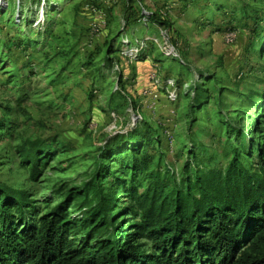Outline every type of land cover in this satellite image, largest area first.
Returning a JSON list of instances; mask_svg holds the SVG:
<instances>
[{"label":"rangeland","instance_id":"rangeland-1","mask_svg":"<svg viewBox=\"0 0 264 264\" xmlns=\"http://www.w3.org/2000/svg\"><path fill=\"white\" fill-rule=\"evenodd\" d=\"M117 1L0 0V119L10 127L0 134V181L30 193L33 222L55 214L68 191L94 175L103 146L143 122L159 136L151 150L154 163L160 161L176 174L192 150L197 158L212 156L213 167L222 168L232 147L242 151L243 136L252 156H257V146H264V43L259 39L264 20L253 33L245 24L248 15L261 12L264 0H201L209 3L207 10L181 16L164 10L178 32L170 38L181 57L154 48L145 62L130 59L129 51L159 29L126 24L129 14ZM93 3L99 10L91 8ZM132 7L155 8L153 0H136ZM111 39L115 42L108 54L106 41ZM18 41L31 46L11 53L9 43ZM121 46L127 50L124 58L115 51ZM108 55L115 63L112 70ZM157 68L161 78L179 82L175 101L170 80H152ZM193 82L208 92L201 107L185 95ZM252 93L261 96L252 98ZM37 141L53 144L55 152L33 178L20 153ZM119 159L116 155L112 164L118 172ZM116 197L123 201L117 212L126 227L129 201L119 192ZM65 210L69 217L81 215L75 202ZM76 237L81 239L79 233Z\"/></svg>","mask_w":264,"mask_h":264},{"label":"trees","instance_id":"trees-1","mask_svg":"<svg viewBox=\"0 0 264 264\" xmlns=\"http://www.w3.org/2000/svg\"><path fill=\"white\" fill-rule=\"evenodd\" d=\"M31 1L46 4L49 0ZM135 1H117L129 14L126 24L163 28L170 37H177L178 32L164 10L174 9L181 16L210 7L201 0H153L151 12L132 7ZM91 8L100 7L93 3ZM216 10L225 15L220 7ZM263 20L264 6L247 16V30L256 32ZM259 39L262 45L264 35ZM144 40L135 45L136 62H145L154 55L152 49H157L150 42L141 47ZM114 42L106 41L108 54ZM29 46L18 41L9 43L8 49L12 53ZM115 51L123 58L127 53L124 46ZM105 61L114 69L109 55ZM159 62L155 57L154 63ZM154 74L161 75L159 68ZM118 75L125 83L123 71ZM177 84L175 80L178 92ZM185 95L193 96L194 105L201 107L208 92L193 82ZM255 96L261 95L251 94ZM8 128L0 119V134ZM158 138L147 122L113 137L100 149L94 175L70 189L55 214L37 222L31 218L34 201L30 193L0 181V264H264V146H257V156H252L243 136L242 151L232 147V157L222 168L213 167L212 156L197 158L199 153L192 150L190 161L176 174L169 167L163 169L160 161L154 163L151 150L160 142ZM54 150L53 144L30 142L20 153L21 163L34 178ZM116 155L121 157L119 172L112 169ZM118 192L129 201L126 209L131 218L126 227L118 220L117 208L123 203L116 197ZM71 202L79 207V218L66 213Z\"/></svg>","mask_w":264,"mask_h":264},{"label":"built area","instance_id":"built-area-1","mask_svg":"<svg viewBox=\"0 0 264 264\" xmlns=\"http://www.w3.org/2000/svg\"><path fill=\"white\" fill-rule=\"evenodd\" d=\"M146 21H147L146 18H144V22ZM146 42L152 43L165 56L168 57L170 56L176 59L180 58V53L178 52L177 48L171 45V38L166 29L160 28L158 35H151L149 38H146L144 41H141L140 46L145 47ZM137 54H138V49L135 48L134 50H131V52L129 51L128 57L132 60H135ZM152 80H154L156 84H159L162 81L160 75L158 74L152 75ZM169 83L171 84V88H172L170 92V98L172 101H175L178 98L176 90H174L175 84L172 83L171 80L169 81Z\"/></svg>","mask_w":264,"mask_h":264}]
</instances>
